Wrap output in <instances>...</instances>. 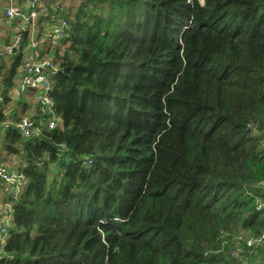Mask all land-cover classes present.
Wrapping results in <instances>:
<instances>
[{
  "label": "trees",
  "instance_id": "trees-1",
  "mask_svg": "<svg viewBox=\"0 0 264 264\" xmlns=\"http://www.w3.org/2000/svg\"><path fill=\"white\" fill-rule=\"evenodd\" d=\"M78 1L57 127L20 103L37 134L0 128L26 180H0V264H264V0Z\"/></svg>",
  "mask_w": 264,
  "mask_h": 264
},
{
  "label": "built area",
  "instance_id": "built-area-1",
  "mask_svg": "<svg viewBox=\"0 0 264 264\" xmlns=\"http://www.w3.org/2000/svg\"><path fill=\"white\" fill-rule=\"evenodd\" d=\"M56 1L22 0L17 3L15 0H0V9L5 7L3 11L5 24L13 31L12 39L0 46V60L3 57L13 59V62L19 57L22 60V66L17 71L12 98L17 102H24L32 93L37 105H40L41 111L47 116L45 125L50 130L55 129L59 123L51 99L53 78L59 71L54 59L55 48L64 43L72 29L67 18V7L60 0ZM12 118L4 121L1 130L13 127L26 140L32 139L37 134L36 122L33 118L30 122H27L28 118L22 122ZM0 180L15 198H18L26 184L24 175L3 163L1 156ZM259 210H264V202L259 204ZM11 211V208L0 209V215L3 216L0 221V260L3 258L4 245L8 238ZM256 243L257 241H249L250 246Z\"/></svg>",
  "mask_w": 264,
  "mask_h": 264
},
{
  "label": "crops",
  "instance_id": "crops-1",
  "mask_svg": "<svg viewBox=\"0 0 264 264\" xmlns=\"http://www.w3.org/2000/svg\"><path fill=\"white\" fill-rule=\"evenodd\" d=\"M15 1H17V3H20V2H22V0H15ZM3 11H5V7L3 6V8H1L0 9V19L2 20V22H3V35L2 36H0V46H3V44L5 43V41H7V40H9V39H12V37H13V31H12V29L10 28V27H8V26H6V24H5V19L3 18ZM2 61H3V63L7 66V67H10L11 65H12V63H13V59H7V57H3V58H1V60H0V62H1V64H2ZM16 81H17V78L15 77L14 79H12L11 80V83H10V88H8V86H7V83L6 82H4V76H1L0 77V111H1V109L3 110L2 111V113L6 116V117H8V118H10L9 116H10V114L11 113H15V112H17V113H19V110H18V104H20V103H24V104H26V103H28V104H33V106L34 107H36L37 106V103H36V101H35V98H34V95L32 94V93H30L29 95H28V97H27V99H26V101H24V102H17V101H15V100H13V98H12V93H13V89L15 88V86H16ZM8 88V89H7ZM6 89L8 90V94H7V96H9L8 98H10V101L9 102H6V98H7V96H4L3 95V93H4V91H6ZM13 104V105H12ZM10 106H12V108L11 109H9L10 108ZM34 117V115H33V112H31L30 113V115H28V117L27 118H33ZM2 127V125L0 126V128ZM1 156V155H0ZM10 163V162H9ZM9 167H11V166H9ZM12 168V167H11ZM12 169H14V170H16L15 168H12ZM3 192H5V190H3ZM2 195V194H1ZM3 196V195H2ZM1 196V197H2Z\"/></svg>",
  "mask_w": 264,
  "mask_h": 264
},
{
  "label": "rangeland",
  "instance_id": "rangeland-1",
  "mask_svg": "<svg viewBox=\"0 0 264 264\" xmlns=\"http://www.w3.org/2000/svg\"><path fill=\"white\" fill-rule=\"evenodd\" d=\"M60 1H63V2H65L64 4H65V6L68 8L69 6H73L74 4L75 5H77L78 3H79V1L78 0H60ZM74 2V4H72L71 2ZM3 22H2V20L0 19V36H2L3 35ZM13 105V104H12ZM12 108V106H10V108L9 109H11ZM4 163H6V162H4ZM6 165H8V166H11L12 168H17V163L16 162H10V163H6ZM263 187H264V185H263ZM2 199V197H1V195H0V200ZM2 201V200H1ZM0 207H2V206H0Z\"/></svg>",
  "mask_w": 264,
  "mask_h": 264
},
{
  "label": "water",
  "instance_id": "water-1",
  "mask_svg": "<svg viewBox=\"0 0 264 264\" xmlns=\"http://www.w3.org/2000/svg\"><path fill=\"white\" fill-rule=\"evenodd\" d=\"M30 121H31V118H28V119H27V122H30Z\"/></svg>",
  "mask_w": 264,
  "mask_h": 264
}]
</instances>
